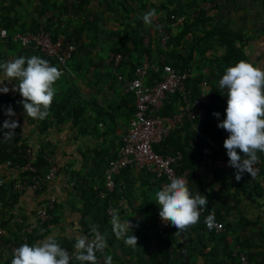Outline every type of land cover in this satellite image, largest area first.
Wrapping results in <instances>:
<instances>
[{
	"label": "trees",
	"instance_id": "trees-1",
	"mask_svg": "<svg viewBox=\"0 0 264 264\" xmlns=\"http://www.w3.org/2000/svg\"><path fill=\"white\" fill-rule=\"evenodd\" d=\"M91 1L92 0H0V29H5L8 33L7 38L2 42H6L8 45L21 47L20 40L15 41L13 39L17 34L47 32L53 42H55L59 36H62L68 44L76 45L77 47L76 53L74 52L72 54L71 59L76 57L78 62L77 64H73L72 61H68V66L71 69L78 68V70H82L87 64H89L86 59H90L91 51L96 48L95 41H98V31L101 27L100 21L92 22L82 20V16L84 17L87 13ZM205 1L206 0H186L183 2L182 0H163L159 4H151L149 1H141V3H146L150 7L145 5V8L142 9L143 7L140 5L138 11L141 12L143 16V10L148 6L149 10L155 9L156 13H162V11L165 12L163 19L153 21L156 25L160 26L159 28H156L157 36L155 37V41L157 45L159 44L160 38L163 36L162 33L158 34L159 31H163V23H168L169 25L175 21L178 23L181 22V24L178 25L177 33L173 37L170 36L165 42L168 52L163 54V57H167V59L163 61V64L171 65L177 73H188L189 78L185 81L186 93L184 96L180 95L179 92L168 95L165 98L158 115L163 117L165 123L168 125L169 122H172L173 117L180 113V108L182 107L180 99L182 97L185 101H193L201 94L209 95L211 97V102L206 108V110H208V112H206L208 119L200 122L197 127L217 144L218 150L213 158L222 155L225 159H228L226 153L221 152L223 141L227 137H224L223 135L224 130L217 127V124L223 121L224 117H219L218 120L212 115V113H225V102L227 100L226 89L221 90L219 88V79L227 67L234 66L239 60H245L246 58L243 56L240 48L243 41L239 39V47H236L232 41H229L228 44H222L223 49H226V56L222 59L219 66L214 68L213 74L215 78L208 77V75L201 73L204 65L199 66L198 69L196 68V56L199 58L204 57V54L210 50L211 42L209 45L208 41L212 33L215 32L212 28H210V31L206 30L208 17L205 16L207 12V5L204 3ZM126 4V2L123 3L117 0H112L110 3H107V10L112 13L120 14L121 12H119L118 8H121L124 5L125 13H132V9L129 8L126 10ZM198 9L199 11H197ZM125 13H121V15H124ZM24 16L28 17L27 22H21V19ZM74 20L77 26L70 32V34H68L67 27L69 25L70 27H73L75 24ZM121 32V38L115 42H112L111 36L108 35L110 36V44L107 51L108 54H120L122 57L118 68L114 66L111 61H108L106 64V66L109 67L107 74H109L108 77L112 82H115L116 77L120 76V74L123 81L126 82L131 80L132 73L135 71L136 67L140 65L134 62V58H131L132 51L135 52L134 56L140 57V59H142L143 55H147L150 59L152 56L150 42L147 46L144 45V38L148 35L149 28L144 25L142 19H138L133 27L129 26ZM85 33L86 35H84ZM190 37L191 41L189 43L188 41ZM84 38H86L89 44L83 43ZM126 41L131 42L133 46L131 50L126 47ZM2 42H0V44ZM20 56H38L47 60L51 65L59 68L54 61L55 59L47 57L36 50L34 51L21 47L16 55H13V59ZM82 56L83 61H80ZM6 59L7 58L1 57L0 54V63L5 62ZM157 63L160 66L163 65L161 64V61H157ZM148 76L149 79L148 81L145 80V85H151L154 80L157 81L159 79L158 76L155 78V75L150 72ZM203 82H206L209 86L208 91L201 86ZM71 89H73V87L70 88V90ZM55 98L50 107L51 112L47 118L38 120L39 127L41 128L40 131H46L53 125L58 126L70 123L75 129L83 125L84 131L88 132L89 130V133H91V136L94 139L103 138L93 150V154L91 155V163L93 166L90 170V173H94L96 177H103V172L108 168L109 164L116 162L119 159L118 150L123 145L122 139L115 135V129L110 127V119L114 121L124 119V126H126V123L128 124L129 119L132 117L135 110L134 93L129 92L123 94L121 104H118L116 109L113 106H110L106 111V115L101 114L105 113L103 108H94L93 112H96V115L94 116L87 114V111L90 108L87 107L88 103L85 101L79 103L68 96L63 98L65 99L64 102L61 100H55ZM11 102H14L13 97L8 94H0V105L4 107L2 109L4 110V113L10 106ZM4 113L3 117L5 118L7 116H5ZM185 121L186 118H183L182 122L184 125L182 123V125L178 127L177 125L171 126L170 133L164 141L159 145L154 146L155 152L160 154H174L177 151L182 153V159L178 162L180 166L177 168V172L186 168L192 171L193 167L190 163H192V157L194 158V151L197 152L202 145V141H200V143L196 141L198 138V132L194 130L191 132L188 122ZM190 123H194V120ZM100 124L104 128L103 130L98 129V125ZM81 132L83 133L82 129ZM113 133H115V136H112ZM106 136H110L112 139L107 140ZM116 140L118 141L117 143ZM25 149L26 145L19 144L18 138L16 139V137L9 142H4L2 138H0V162L4 163L5 161L17 159L16 161L13 160V162H15V165H18L19 161H22L21 156ZM19 151H21V154ZM262 157L264 161V155H262ZM37 161L39 169L37 172L43 179L47 168V162L43 161L42 158H39ZM131 168L132 166L129 164L126 167L118 168L117 171L112 174V177L117 176L116 178L114 177L116 181V188L113 193L114 198L117 196L115 194H120L117 193L119 187L125 188L133 185L132 180H130L132 179ZM190 170L188 178L192 175ZM120 171L122 172L118 174ZM260 174L264 178V165ZM220 175L221 176H217L214 180L222 182V189L219 188L218 191L214 190L207 194L208 205L205 209V213L200 216V220L196 225L181 232L180 236L175 234L176 230L172 226L168 231L167 236L162 237L158 235L156 231L158 225L157 223L155 224V221H151L148 226L141 225V222L145 223L144 220L137 223V229L140 228V231H142L134 234V236L138 238V241L140 240L139 242H141L135 246L137 263L197 264L198 260L202 258L201 260L205 264H242L241 256H244L246 257L248 264H264V216H256L255 220L252 221L245 217L240 210L241 197H247L250 194V191L256 192L259 196L262 195V190L256 181H251L241 175L239 181L235 179L238 184L233 191L227 193L223 192V189H226L227 187L224 186L223 183L225 182L224 176L222 173ZM143 180L146 182L145 179ZM102 187L103 185H101L100 189H102ZM100 189L95 191L92 188L88 189V191L82 189L80 197L84 201L83 206L85 209L95 206L94 204L97 201L95 196ZM113 194L111 196L112 200ZM17 196L18 195L12 191V182L4 187H0V201L4 202L5 206H7V203L8 205L14 203ZM55 205L56 202L54 203V206ZM104 205L105 206L102 208L104 211H97L96 215H90L89 220L86 222L87 226L95 224L99 226L100 231L103 230V225L107 220V214L105 213L107 203ZM81 212L84 213L85 217V212ZM210 214L214 217L213 221L223 223V230L221 232H216L211 228L205 227L204 221ZM1 215L2 219L0 225L4 227V225L7 224V222L3 220L6 212L2 209L0 210V216ZM230 216H233V219H231ZM42 228L47 229L46 227ZM258 228H260V230H258ZM247 232L249 234H246ZM149 233H151V236L156 237L157 244L155 254H147V247H145V241H143L145 236H150ZM34 234L27 235L28 244L33 236L37 237ZM39 237L42 236L40 235ZM228 238H230V240ZM2 240L7 243L6 237H3ZM61 245L68 250L72 248V245L67 242L61 243ZM174 246L177 247V249H182H178L180 253L175 252ZM6 264H8V262Z\"/></svg>",
	"mask_w": 264,
	"mask_h": 264
},
{
	"label": "crops",
	"instance_id": "crops-1",
	"mask_svg": "<svg viewBox=\"0 0 264 264\" xmlns=\"http://www.w3.org/2000/svg\"><path fill=\"white\" fill-rule=\"evenodd\" d=\"M111 1L112 0H92L87 9V13L84 17L82 16L83 21L101 22V27L98 31V41H95L96 48L91 51L90 59H86L89 64H87L82 70H78V68L71 69L68 66V63L72 61L73 64H77L78 62L76 57H74V59L72 58L66 64L67 71L65 75H63L56 83L57 95L55 100H61L64 102L65 99L63 98L68 96L79 103L85 101L88 103L87 107L90 108L87 111V114L90 116L96 115V112H93L94 108H103L105 113L101 114L104 115H106V111L110 106H113L116 109L118 104H121V99L124 94L121 84L117 81L112 82L108 77L109 74H107V72L109 67L106 66L109 61V54L106 52L108 51V46L104 47L106 51L100 52L102 49V43H98L100 38L107 33L111 36L112 42L117 41L121 38V31H124L129 26L133 27L135 23H137V20L140 18V12L138 11L140 5L143 7L142 9L145 8V5H148L146 3L143 4V2L149 1L151 4H159L163 0H117L119 2L127 3L126 10L129 8L133 10L132 13L127 14L125 13L123 5L121 8H118V10L121 13H125L124 15H121V13H112L107 10V3H110ZM141 1L143 2L141 3ZM182 1L184 2L186 0ZM204 3L207 5L205 16L208 17L206 30L210 31V28H212L215 32L212 33L208 41L209 45L211 42L210 50L204 54V57L199 58L196 56V68L198 69L199 66L204 65L201 73L208 75V77L215 78L213 74L214 68L219 66L222 59L226 56V49H223L222 44H228L229 41H232L236 47H239V39L243 41L240 48L243 56L246 58L245 60L253 65L264 68V0H206ZM197 11H199V9ZM164 16V11H162V13L158 12L154 20L163 19ZM179 24L181 23H171L169 25L168 23H163L162 30L166 33L168 38L170 36L173 37L178 31L177 28ZM76 26V22L73 27H70L69 25L67 27L68 34H70ZM156 26L157 25L154 22L151 26H148L149 33L147 35L150 37L152 45L153 58L150 60L154 63L157 61H165L167 57H163V54L168 52L167 48L163 51L160 44L157 45L155 41V37L157 36ZM84 35H86V33ZM190 41L191 37L188 42L190 43ZM83 43L89 44L86 38H84ZM126 47L131 50L133 46L130 41H126ZM134 55L135 52L132 51L131 58H134L136 64H141L140 57ZM12 57L13 56H8L6 61L9 60L8 58L12 59ZM80 61H83V56ZM103 69H105L104 72ZM99 71L101 72L99 73ZM94 74L99 76L93 77ZM0 77H3L2 72H0ZM75 82L77 83L76 85H74ZM15 83L16 81H13L12 83L5 82L4 85H0V87L7 86L9 88L8 95L14 99V102H11L10 106L16 115L11 118H5L17 121L19 126L14 131L19 144L26 145V147H30L34 151L46 153L58 164L59 172L55 179H53V184H51L50 187L48 186L49 189L42 192L41 196H37L31 191H26L19 194L16 201L11 203V205H8L7 203V206H5L4 202L0 203V210L2 209L6 212L3 220L7 222L4 227L1 225L0 227L3 230L5 228V237L7 242H9L5 243L3 240L0 241V264H4L6 261L11 264L8 248H6L5 245L12 244L16 247L19 246V242L17 241L23 237L22 233L26 234L23 228L25 230L29 229L31 234L35 233L34 235L37 236L31 238L29 242L30 245L43 239L44 236L53 233L57 235L60 243L67 242L72 246L78 235H88L91 239L90 228L86 225V222L89 220L90 215H96L97 211H104L102 208L105 206V203H107L105 209L107 220L103 225V230L100 231L99 229V231L106 235L108 247L105 251L112 255V264H139L136 262V248L125 245L122 240L116 239L112 233L111 225L109 223L111 219V210L118 209L121 219H128L130 223L134 225L131 229L132 235L137 232H142L140 231V228L137 229L138 222L144 220L145 223L141 222L142 226H148L151 221H155V224L157 223L156 216L158 215L159 207L156 204L155 193L161 189L160 182L152 174L139 171L135 167H132V179H130L133 183L132 186L125 188L119 187L117 193L120 194H115L117 196L114 198L113 193L116 188V181L114 179L115 176H113L112 190L101 200L96 196L95 199L97 201L94 204L95 206L85 209L83 206L84 201L80 197L82 189L88 191V189L92 188L95 191L100 189L101 185L106 181L105 171L107 168L104 170L103 177L101 178L96 177L94 173H90L93 166L91 163V155L93 154L94 148L97 147V144L100 143L103 138L94 139L91 136V133H89V130L88 132L84 131L83 125L75 129L70 123H65L58 126L53 125L49 129L48 134H51L55 140L53 142H47L40 131L41 128L39 127L38 119H31L25 116L22 104L20 103L22 97L18 92L14 93L11 91L15 86ZM72 87L75 90H70ZM208 90L209 86L207 85V91ZM180 100L182 102V107L180 108V113L177 115L184 111L187 103L192 102L185 101L183 97ZM225 105L227 106L226 102ZM0 108L3 109L4 107L0 105ZM206 112H208V110L205 108L203 117H196L194 120L196 127L200 122L208 119ZM219 117L223 118L224 113L220 114ZM2 119L3 118H0V120ZM185 122H188L192 132V124L187 120ZM110 123V127L114 128L116 131V134L113 133L112 136L116 135L122 138L128 125L126 123V126H124V119H118L117 121L110 119ZM168 125L170 127L174 126L172 122H169ZM180 125H182V123L177 125V127ZM81 129L83 133L81 132ZM98 129L103 130L104 128L100 124L98 125ZM223 135L224 137H227L228 134L223 131ZM106 139L111 140L112 138L106 136ZM117 142L118 141L116 140V143ZM221 150L226 153L223 146L221 147ZM197 153L198 152L194 151L195 155L194 158L192 157V163H190L193 169L192 171L190 170L192 175L188 179L187 186L193 195L199 192L201 195L207 196V194L214 190L218 191L219 188L222 189V182L214 180L217 176L221 175L212 170L210 166L211 160L209 162L207 158L198 155ZM263 165L264 161L261 156L260 163H258L259 176L256 182L262 190V195L258 196L256 192L250 191V194L247 197H241L240 199L241 212L245 217L252 221L255 220L256 216H264V189L262 187L264 178L260 174ZM121 172L122 171L118 174ZM224 177L226 179L223 183L227 188L223 189V192L227 193L233 191L238 184L235 180V175L226 174ZM143 179H145L146 182ZM112 194L113 200L111 197ZM52 195L56 197V205L51 210V215L49 213L50 210H48L49 218L43 223H35L36 209L39 206L46 207V200ZM81 211L85 212V217L84 213ZM203 211L205 213V210ZM230 217L233 219V216ZM1 219L2 215L0 216V221ZM31 226L34 227L31 229ZM42 227H46L47 229H43ZM170 229L171 225H169V228L164 234H161L158 228L156 231L158 235L165 237ZM258 230H260V228H258ZM149 234L150 236H145L143 241H145V247H147V254H155L157 244L156 237L151 236V233ZM40 235L42 237H39ZM180 235L181 233L178 236ZM192 235L194 236L193 233ZM228 239L230 240V238ZM139 241H137V244L141 243ZM178 249L182 250L181 248ZM178 249L175 247V252H179ZM69 251L71 252L72 248L69 249ZM97 256L101 261V264H103V256L99 253H97ZM201 259L198 260L197 264H205ZM73 264H75V262H73Z\"/></svg>",
	"mask_w": 264,
	"mask_h": 264
},
{
	"label": "clouds",
	"instance_id": "clouds-1",
	"mask_svg": "<svg viewBox=\"0 0 264 264\" xmlns=\"http://www.w3.org/2000/svg\"><path fill=\"white\" fill-rule=\"evenodd\" d=\"M143 14L144 15L142 16V13L140 12L139 19L143 20L145 26H151L153 24V20L157 15L155 9L149 10V7H147L145 10H143ZM174 23L178 22L175 21ZM156 27L159 28L160 26L157 25ZM161 33L163 34V36L160 38L159 44L164 51L166 48L165 42L168 40V37L165 32H158V34ZM6 38L7 37H5L4 39ZM2 40H0V42ZM149 42L151 45L150 37L146 35L144 38V45L147 46ZM21 47L24 48L22 45ZM116 57H119L117 62L115 61ZM121 58L122 57L120 54H109V61L113 62L114 66H116L117 68L119 67ZM151 58L153 57L151 56ZM8 59V61L0 63V72L3 73V77H0V85H4L5 82L12 83L13 81H16L15 86L11 89V91L14 93L18 92L22 97L20 103L22 104L25 116L31 119L38 120L47 118V116L49 115V109L57 94L56 83L62 75H65L67 71L66 64L71 60V58L65 63L64 66H60L56 62L59 68L51 65L47 60H44L38 56H20L14 59L13 57L12 59ZM161 64H163V62H161ZM165 67H171L174 70L175 74L185 76L184 90L182 92H179L180 95L184 96L186 93L185 81L189 78L188 73H177L171 65L163 64L162 66H160L157 62H152L147 55H143L141 64L136 67L135 71L132 73L131 80L126 82L123 81L120 74V76L116 77L115 81L121 84L124 94L133 92L129 90V84H131V82L137 78V74H139L141 70H144L145 72V74L143 75L144 85L145 80L148 81L149 79V72L153 73L155 75V78L157 76L159 77V79L157 81L154 80L151 85H146L153 86L156 82L161 80L162 77H164ZM203 83H205V87H203ZM203 83L201 84V86L207 89V83ZM218 83L221 90L226 89L227 106L225 108L224 119L217 124V127L224 130L228 134L227 138L223 141V148L226 150L228 159H225V157L222 155L213 158L218 150L217 144L209 136L205 135L200 128L196 127L194 123H191L192 131L194 130L198 132V138L196 139V141L199 143L200 141H202V145L199 147L197 154L207 158L209 162L211 160L210 166L215 173H222L223 176L226 174H234L237 181L241 179V175L251 181H257L259 176L258 163H260V157L264 155V68L253 65L246 60H239L234 66L226 68ZM8 92L9 88L7 86L0 87V94H8ZM200 97H206L209 99L207 104L203 106L205 110V108H207V106L211 102V97L209 95L201 94L189 104H193ZM164 100L162 101L158 112L160 111ZM3 113L4 110L0 108V118H3L2 120H0V138H2L4 142H9L14 139V130L19 125L15 120L4 118ZM4 114L9 118L16 115L11 106L7 108ZM212 115L219 120V113L214 112L212 113ZM130 119L127 125V129L121 138L123 141V145L124 138L129 129ZM189 122H192V120ZM165 125L169 128L168 134L163 135L157 142H151L150 148L153 154L160 157L162 160H165V158L167 157H170L174 160L173 164H167L165 162V166H172V168L175 170L176 177H173L170 181H168V179L164 176L162 178H157L154 173L147 170L144 164L138 163V165H130L132 167H135L139 171H144L152 174L160 182L161 186L163 183L165 184L159 191L155 193L156 204L159 207V212L156 216V222L159 216L162 223L174 227L176 230L175 234L179 235L181 232L186 231L189 227L194 226L199 222L202 210H205L207 208L208 200L206 196L201 195L199 192L193 195L189 190L187 184L190 169L186 168L180 172H177V168L180 166L178 162L182 159L181 152L177 151L174 154L167 155L155 152L154 146L162 143L170 133V126L166 123ZM49 129L46 131H41V133L44 135V139L47 142H53L55 139L53 136H51V134H48ZM207 139L213 145L212 152L210 154L204 153V145L207 142ZM23 151L24 152L21 156V162L24 163V166H21L19 164L15 165V162H13V160L16 161L17 159L5 161L4 163L0 162V187H4L12 182V191L15 194L19 195L26 191L20 193L19 191L15 190L14 187L16 186V184L24 179L29 180L34 178L36 183L39 184L42 190H34L31 192L36 194L37 196H41L42 192L46 191H44V189L48 186L50 187V185L53 184V179H55L59 172V166L51 157H49L44 152L34 151L30 147H26V149ZM27 151L31 155L33 154L32 159H29V157H27ZM19 152L21 154V151ZM39 158H42L43 161L47 162V168L43 179L38 175L37 172V170H39L37 161ZM216 160H219L223 163L228 162V166L234 169L230 171L220 172L213 165ZM13 164L15 166H13ZM30 165L35 168V171L23 170V168ZM53 166L57 168V172L51 181H47L46 175L48 174L50 168H52ZM26 172L28 176L23 177ZM4 174L5 176L3 177ZM19 176H22L21 180L19 179ZM263 183L264 181L262 182V187ZM104 184L105 181L103 183L102 189L97 192L96 196H98V194L103 190ZM1 202L2 201H0V203ZM39 207L36 209V211L39 209ZM213 220L214 217L210 214L206 217L205 221L211 224ZM36 222L43 223L35 215V223ZM109 223L111 225L112 233L114 234L116 239L122 240L123 243L127 246H137L138 238L132 235L131 232V229L134 227V225H132L128 219L122 220L118 209L111 210V219ZM89 228L91 239L88 235L81 234L76 236L71 252L61 245L57 238V235L54 233L44 236L43 239H40L31 245L28 244L27 235L31 234V232L25 230L24 228L23 230L26 232V234L21 232L23 234V237L18 240L19 246H17L14 253H11V247L14 245L8 244L5 245V247L8 248L11 264H73V262H75V264H101V261L98 259L97 253L103 256V264H112V255L106 253L105 251V249L108 247L106 235L99 231L98 225L90 224ZM5 231V228L3 230L0 227V241L3 237H5ZM241 257H243L246 261V264H248L246 257ZM7 262L8 261H6L4 264H6ZM8 264L10 263L8 262Z\"/></svg>",
	"mask_w": 264,
	"mask_h": 264
},
{
	"label": "built area",
	"instance_id": "built-area-1",
	"mask_svg": "<svg viewBox=\"0 0 264 264\" xmlns=\"http://www.w3.org/2000/svg\"><path fill=\"white\" fill-rule=\"evenodd\" d=\"M7 37V32L5 30H0V40ZM14 40H20L21 45L26 49L36 50L47 57L55 59L60 66H64L65 63L72 57V54L76 50V45L68 44L62 37L57 38L53 42L50 35L47 32H37V33H27L18 34L14 37ZM119 57H116L117 62ZM164 77L156 82L153 86H146L143 84L144 70H141L137 74V78L129 84V90L134 92L135 95V111L133 117L130 119L129 129L124 138V145L120 148L118 156L119 159L116 162L109 164L106 173V181L103 190L98 194L100 199L104 198L109 191L113 188L112 174L117 171L120 167H126L129 164H144L147 170L151 171L156 175L157 178H162L163 176L170 181L175 176V170L172 166H165L167 164L174 163V160L170 157L162 160L160 157L153 154L150 143L157 142L161 139L163 135L168 134L169 128L165 125V120L157 115L162 101L167 95L175 94L177 92H182L184 90V79L185 76H180L175 74L171 67H165ZM205 87V83H203ZM209 101L206 97H200L193 104L187 103L184 111L175 116L172 119V123L175 125L181 124L183 118L188 121H193L198 118L203 117L204 108L203 106ZM204 145V153L210 154L212 152V143L207 139ZM27 157L29 159L33 158L27 151ZM213 165L220 172L230 171L234 168L228 166V162L223 163L216 160ZM31 166V165H30ZM26 166L23 170L35 171L33 166ZM57 172V168L53 166L48 171L46 175V180L51 181ZM165 184L163 183L161 187ZM15 190L21 192L24 191H34L42 190L35 179H24L17 183L14 187ZM264 188V183H263ZM49 187L45 188L44 191L48 190ZM55 195V194H53ZM50 196L47 199L46 207H39L36 211V217L44 222L49 218L48 210H51L56 202V197ZM203 213V210L201 214ZM157 225L159 232L164 234L169 228L168 224L162 223L160 217L158 216ZM34 226H31L32 229ZM205 227L211 228L216 232L223 230V224L221 222L213 221L211 224L205 221ZM27 231H30L27 229ZM17 247H11V253L13 254ZM242 264H246V261L241 257Z\"/></svg>",
	"mask_w": 264,
	"mask_h": 264
},
{
	"label": "rangeland",
	"instance_id": "rangeland-1",
	"mask_svg": "<svg viewBox=\"0 0 264 264\" xmlns=\"http://www.w3.org/2000/svg\"><path fill=\"white\" fill-rule=\"evenodd\" d=\"M28 21V17H26V16H24L22 19H21V22H27ZM109 34H107V33H105V35L104 36H102L101 38H100V40H99V42L98 43H102V45H101V47H102V49H101V51L100 52H104V51H106V49H104V47L105 46H109V44H110V40H109V38H110V36H108ZM18 45H19V43H18ZM80 46V45H79ZM21 49V47H18V46H15V45H8L6 42H2L1 44H0V54H1V57H3V58H7L8 56H13V55H16V53L19 51ZM107 52V51H106ZM105 71V69H103V72ZM101 71H99V73H100ZM90 75H91V73H90ZM99 75H97V74H94L93 75V77H98ZM77 83L75 82L74 83V85H76ZM15 103H16V101H15ZM51 112V110L49 109V113ZM11 163H13V162H11ZM19 165H21V166H24V163L23 162H21V161H19ZM13 166H15L14 164H13ZM26 176H28V174H27V172L23 175V177H26ZM19 179L21 180L22 179V176H19ZM264 210V209H263ZM152 215V214H151ZM246 234H249L248 232L246 233ZM0 263H1V261H0Z\"/></svg>",
	"mask_w": 264,
	"mask_h": 264
}]
</instances>
